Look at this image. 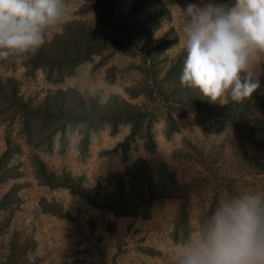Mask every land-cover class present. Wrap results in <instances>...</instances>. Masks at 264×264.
Listing matches in <instances>:
<instances>
[{"label": "trees", "instance_id": "1", "mask_svg": "<svg viewBox=\"0 0 264 264\" xmlns=\"http://www.w3.org/2000/svg\"><path fill=\"white\" fill-rule=\"evenodd\" d=\"M234 2L221 0L220 4L229 7ZM121 4L122 0H82L77 15L91 16V19L76 18L64 23L59 32L47 37L45 45L34 56L19 61L0 60L8 67L19 64L26 79L40 76L46 84L57 86L73 76L79 66L96 57L103 64L126 54L137 58V65L132 66L139 76L124 88L127 98L113 94L105 101L70 88L48 91L41 97L25 96L18 80L0 76V128L3 130L0 190L9 185L3 193L0 191V233L10 227L18 210L19 191L23 186L17 182L25 176L26 169L40 187L65 190L92 209L115 218L149 220L156 205L174 201L177 208L170 239L176 244L185 240L218 204L216 194L207 203L203 199L196 200L199 189L196 180L180 179L163 161L153 166L144 159H137L94 186H86L82 177L64 170L50 169L42 156L53 154L55 150L65 153L73 135L78 137V152L86 156L94 134L108 129L114 136L121 128L128 127V133L117 146L122 154L126 155L138 142L147 153L153 154L157 147L154 126L161 119L164 137L170 140L181 133L179 119L193 116L202 134L184 137L189 149H175L174 158H185L202 166L209 160L213 166L220 154L226 152L228 138H223L224 130L232 132L237 141L247 138L254 145L262 146L264 91L258 89L240 103L230 98L211 102L198 90L181 87L179 75L186 53L181 51L172 57L166 54L178 43V35L173 28L158 37L156 34L162 21H171L169 9L160 0H133L130 11L121 17ZM115 73L114 67L107 70L108 83H115ZM203 136L212 139L208 141ZM205 142L211 147L210 154L203 153ZM238 143L236 148L240 155L235 156L236 166L249 171L264 170V161L252 155L243 142ZM259 193L264 194V186ZM195 205L202 207L197 213ZM39 207L43 214L58 218L68 215L58 203L45 198L40 199ZM33 247L30 236L13 233L7 252L1 258L7 264H24L27 252Z\"/></svg>", "mask_w": 264, "mask_h": 264}, {"label": "rangeland", "instance_id": "2", "mask_svg": "<svg viewBox=\"0 0 264 264\" xmlns=\"http://www.w3.org/2000/svg\"><path fill=\"white\" fill-rule=\"evenodd\" d=\"M220 1L216 0L217 3ZM132 2L133 0H122L121 17L130 11ZM199 2L200 0H160V3L169 9L172 19L170 22L162 21L159 24L156 30L157 37L170 28H173L178 35V43L167 50L166 54L170 57L183 51V27L187 17L182 10L189 3ZM66 4L67 19L64 23L76 18H92L77 15L82 0H66ZM61 28L50 30L47 37H52ZM101 61L96 57L91 62L79 66L73 76L57 86L46 84L40 76L36 79H26L19 64L8 67L0 62V76L18 80L20 91L25 96L41 97L48 91L70 88L81 94L98 97L101 101H105L113 94L127 98L124 88L139 77L132 66L137 65V58L132 59L126 54H120L103 64ZM113 67L116 71V79L114 84H110L105 76L107 70ZM253 71L260 76V90L264 91V59L254 64ZM196 122L193 116L179 119L181 133L168 140L164 137V122L161 119L154 126L157 147L153 154L147 153L138 142L131 146L126 155H123L117 148L129 131L128 127H123L114 136L108 129L94 134L86 156H81L78 152L76 147L78 137L73 135L65 153L59 154L55 150L53 154H45L42 157L50 169L64 170L73 176L82 177L86 186H94L97 182H102L108 174L121 172L137 159H144L153 166L161 161L166 162L171 170L176 171L180 179L196 180L199 188L196 200L200 202L202 199L206 203L209 202V198L215 194L219 202L225 195L234 194L235 191L239 193L241 190L259 193L264 186V170L258 172L249 171L247 168L240 169L236 166L235 156L239 154L236 148L238 142H243L244 147L252 155L264 161V140L260 147L247 138L237 141L232 132L228 133L224 130L223 138H228H226V152L224 155L220 154L213 166L209 160L206 161L208 164L202 166L185 158L173 157L175 149L181 147L185 151L189 149L184 137L202 134ZM2 134L3 130L0 128V137ZM205 137L208 141L212 139L210 136ZM203 145V153L210 154V145L207 142ZM209 159L212 160L213 157ZM26 171L25 176L17 182L23 186L19 191L18 210L15 211L10 227L0 233V264H7L1 257L6 254L9 237L13 233L20 237L28 235L34 242L31 252H27V260L24 264H172V253L178 245L170 239L177 208L176 202L166 201L156 205L149 220L115 218L108 213L92 209L80 198L65 190L40 187L31 172L27 169ZM8 186H3L1 193L6 191ZM41 198L58 203L68 214L67 217L58 218L41 213L39 207ZM194 207L196 213L202 208L200 205Z\"/></svg>", "mask_w": 264, "mask_h": 264}, {"label": "clouds", "instance_id": "3", "mask_svg": "<svg viewBox=\"0 0 264 264\" xmlns=\"http://www.w3.org/2000/svg\"><path fill=\"white\" fill-rule=\"evenodd\" d=\"M186 53L181 87L211 102L240 103L261 87L254 64L264 59V0L189 3L182 10ZM66 0H0V60H24L67 19ZM172 264H264V194L225 195L188 237L175 246Z\"/></svg>", "mask_w": 264, "mask_h": 264}]
</instances>
